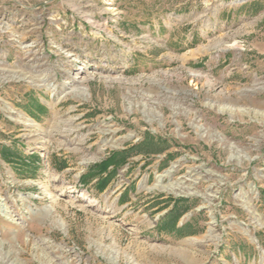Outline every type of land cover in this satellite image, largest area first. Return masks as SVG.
<instances>
[{
	"label": "rangeland",
	"instance_id": "rangeland-1",
	"mask_svg": "<svg viewBox=\"0 0 264 264\" xmlns=\"http://www.w3.org/2000/svg\"><path fill=\"white\" fill-rule=\"evenodd\" d=\"M0 264H264V0H0Z\"/></svg>",
	"mask_w": 264,
	"mask_h": 264
},
{
	"label": "trees",
	"instance_id": "trees-1",
	"mask_svg": "<svg viewBox=\"0 0 264 264\" xmlns=\"http://www.w3.org/2000/svg\"><path fill=\"white\" fill-rule=\"evenodd\" d=\"M110 167H115V162H114L112 157L106 159L105 161H103L100 164H98L97 166H95V168L100 169L102 174L105 172H109ZM107 183H108V180L102 179L101 182L99 183L101 189H104L106 187Z\"/></svg>",
	"mask_w": 264,
	"mask_h": 264
},
{
	"label": "bare ground",
	"instance_id": "bare-ground-1",
	"mask_svg": "<svg viewBox=\"0 0 264 264\" xmlns=\"http://www.w3.org/2000/svg\"><path fill=\"white\" fill-rule=\"evenodd\" d=\"M81 91H83L84 92V90L82 89ZM78 92V91H77Z\"/></svg>",
	"mask_w": 264,
	"mask_h": 264
}]
</instances>
